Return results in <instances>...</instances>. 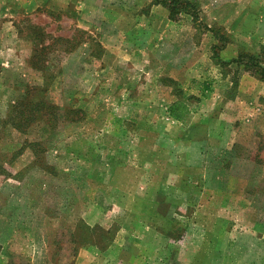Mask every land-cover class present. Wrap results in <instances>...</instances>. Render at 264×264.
I'll return each instance as SVG.
<instances>
[{"label":"rangeland","instance_id":"obj_1","mask_svg":"<svg viewBox=\"0 0 264 264\" xmlns=\"http://www.w3.org/2000/svg\"><path fill=\"white\" fill-rule=\"evenodd\" d=\"M150 1L58 10L0 0L7 264H264V76L232 61L249 53L264 66V0H193L199 17L181 12L166 27L180 54L169 75L133 56L141 20L157 17ZM116 16L126 21L103 47L96 21ZM207 26L229 36L230 53ZM39 97L58 106L56 123L34 110ZM179 97H189V125L167 118ZM16 101L29 104L22 128ZM102 162L119 166L104 180Z\"/></svg>","mask_w":264,"mask_h":264},{"label":"crops","instance_id":"obj_2","mask_svg":"<svg viewBox=\"0 0 264 264\" xmlns=\"http://www.w3.org/2000/svg\"><path fill=\"white\" fill-rule=\"evenodd\" d=\"M87 1L88 0H51V2H53L54 4H52V3L47 4L48 0H21V5H22V7L27 8V9L38 8V7H42V6L44 7V6L49 5L52 9L63 10L64 8H67L69 6V4H72L74 2L80 3L84 7L85 3ZM190 1L194 2L193 0H190ZM49 2H50V0H49ZM5 3L11 5L10 1L5 2ZM150 3L152 5V7H151L152 8L151 11L153 12L152 14L157 16V17L141 20L142 22L140 23V25H142V27L139 28V30L137 31L136 40L133 41L134 48H136L138 51H140V53H138V54L134 53L133 56H136L137 58H139V60L137 61L139 63L137 65L139 66L142 64V66H144V68H143L144 71L152 72V73L162 72L163 74L169 75V73L172 69V66H176V63L171 65L172 61L178 60V57L180 56V54H178V47H177L178 42H176L174 45L171 44V42L169 40L171 34H170V31H168L166 27L170 26V23L175 22L178 18V15L181 12L178 13V15L175 17V19H172L170 17L169 10L166 6L162 5L161 3H156V2H154V0H151ZM99 6L101 7L100 4H99ZM182 13H184V12H182ZM184 14H187V13H184ZM198 14H199V12H198ZM100 19L101 20H99V22L96 21V25H99V27H100L98 35H99L100 39L102 37H104L101 40L103 47L110 48V45L104 44L106 42V39H105L106 33L113 32L114 30L116 31V28L119 25H121L122 23H124V21H126V19L120 18L118 16L110 17V18L100 17ZM134 22H136V20H134ZM105 24L110 26V27L112 26V29L105 31V28L103 27V25H105ZM157 24H161V28H157L156 27ZM154 26H155V28H154ZM116 33H117V31H116ZM3 34H2L1 39H3V37H5L7 35V33H5V32ZM142 34L144 36L143 39H137V35H142ZM94 35H96V33L92 32V34L88 35L85 38L86 40H84V41L82 40L84 42V44L79 45V51L81 53H83V55L85 53L86 54L90 53L89 52L90 47H88L87 45H88V43L90 44L91 38ZM226 36L229 37L228 35H226ZM226 36H225L224 43L221 45V47L223 49L222 51L224 54L230 53L232 51L231 42L227 41ZM147 38H149V39H147ZM214 38L216 39V41L220 40V39H218V37H214ZM87 40H88V43L86 42ZM215 43H217V42H215ZM112 45L114 46V44H112ZM106 51L108 52L109 50H106ZM113 52L116 53L115 55L117 57H120L117 54L118 50L113 51ZM76 53L77 52L75 50L74 56L77 55ZM129 55H131V54H129ZM129 55H128V57H129ZM101 65H104V64H101ZM242 65H244V64H242ZM209 86L210 85H208V82H204V81L202 82V89L203 90H205V89L207 90L209 88ZM179 98L187 104V106L190 110V114H189L187 121L185 123H181L169 115L168 107L174 100L167 105V118L168 119L171 118L180 124L189 125L191 122V117H192V112H191V109L189 106V97H185V98L179 97ZM117 167H119L117 164L112 165V164L107 163V162H102V164H100V166L97 167L100 170H97L95 178H97V176H98L102 180H104L105 176L111 175L113 173V170H116ZM88 175H90V172L88 173ZM113 186H114L113 191H114L115 195L117 193H121L120 190H118V192H117V188L115 185H113ZM158 190H160V189H158ZM110 193H113V192H110ZM115 195H114V198H112V199L117 200V197H115ZM158 199L163 201V202L167 201V203L169 201V200L165 201V199H167V196H165V195L163 197L161 196ZM158 199H155V200H158ZM177 202H180V200L178 199ZM161 214L166 216L164 213H161V212L158 215L161 216ZM163 222L169 223V220H165ZM5 231H6V233H5ZM2 232H1V235H4L3 238H5V237L6 238L4 240L0 241V264H7V262L9 261L10 258L8 257L9 253L7 251V246L5 247L4 245L6 244V241H8V240L11 241L12 231L8 228H3ZM22 235L25 236V233H22ZM114 244H116L115 240H114ZM88 246L90 248H95L97 246V242H88V243H86V245L82 246L81 248H85ZM8 247H9V245H8ZM26 261L27 262L25 264H59V263H53V262H51V260L46 262V261H38L34 258L31 260H29V258H28ZM259 264H261V263H259Z\"/></svg>","mask_w":264,"mask_h":264},{"label":"trees","instance_id":"obj_3","mask_svg":"<svg viewBox=\"0 0 264 264\" xmlns=\"http://www.w3.org/2000/svg\"><path fill=\"white\" fill-rule=\"evenodd\" d=\"M154 2L161 3L162 5L166 6L169 10L170 17L172 19H175V17L178 15L179 12L190 14L194 19H197L199 17L196 4L190 0H154ZM207 27H209L207 29H209L214 34V36L218 37V39H220L223 44L225 38L224 36L218 33V29L212 26H207ZM232 61L242 63L249 69L253 68L255 73L259 74L260 76H264V66H262L259 63V60L252 54H249V53L240 54L237 58L232 59ZM21 104L22 103L19 104L18 101L14 102V105H13L14 112L17 109V107H19ZM25 106L27 107L29 106V104L28 105L25 104ZM57 107L58 106L51 103L47 99H43L42 97H39V99L35 100V103L33 106L35 111L36 109H43V108L48 109L47 110L49 111L48 115L50 116L48 117V120H50V123H53V122L56 123V120L58 119V114L55 111ZM25 108H22V110L20 109L16 110V112L18 111L17 113L20 114V117L18 118V120L20 121V124L18 123L14 125L18 128H22L20 126L25 125L26 121L30 119L29 118L30 115L26 114ZM30 110H31L30 108L27 109V112ZM168 113L172 118L178 120L181 123H185L189 117L190 110L184 101H182L180 98H177L169 105ZM40 115H42V113ZM43 115H46V114H43ZM32 119L33 117H31V120Z\"/></svg>","mask_w":264,"mask_h":264}]
</instances>
